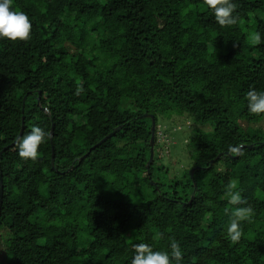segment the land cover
<instances>
[{
    "label": "trees",
    "instance_id": "trees-1",
    "mask_svg": "<svg viewBox=\"0 0 264 264\" xmlns=\"http://www.w3.org/2000/svg\"><path fill=\"white\" fill-rule=\"evenodd\" d=\"M234 2L221 26L205 0H13L32 32L0 39V264H131L137 244L173 240L181 264H264V114L245 99L264 90V0ZM184 115L199 167L169 181L163 121ZM23 122L20 137L48 134L35 160L18 154ZM233 179L254 209L237 242Z\"/></svg>",
    "mask_w": 264,
    "mask_h": 264
},
{
    "label": "clouds",
    "instance_id": "clouds-1",
    "mask_svg": "<svg viewBox=\"0 0 264 264\" xmlns=\"http://www.w3.org/2000/svg\"><path fill=\"white\" fill-rule=\"evenodd\" d=\"M209 9L213 11L216 22L221 26L234 25L237 16L234 15L237 4L234 0H205ZM32 32V21L29 14L14 7L13 0H0V39L12 41H27ZM252 39L259 43L261 34L255 33ZM250 113L264 114V90L250 89L245 97ZM48 134L40 126H33L30 131L17 139L18 154L21 158L35 160L38 150L45 142ZM163 151V150H162ZM170 149L168 148V153ZM230 151H237L230 148ZM165 154V151H163ZM161 153V154H164ZM238 180H230L226 185L225 197L232 207L223 209L228 221L225 225L226 238L237 242L242 236V224L251 221L254 209L248 204L242 194ZM168 250H153L149 244L139 243L135 246V253L131 264H181L183 252L180 244L171 241Z\"/></svg>",
    "mask_w": 264,
    "mask_h": 264
},
{
    "label": "rangeland",
    "instance_id": "rangeland-1",
    "mask_svg": "<svg viewBox=\"0 0 264 264\" xmlns=\"http://www.w3.org/2000/svg\"><path fill=\"white\" fill-rule=\"evenodd\" d=\"M164 130L169 138V154H165V157L161 159L162 164L169 170L165 173L158 174L163 176L162 179L182 178L184 171H190L191 165L194 161L193 147L191 146V137L193 134L191 120L188 116L176 117L173 120H164ZM161 123V122H160ZM264 125V120L262 121ZM168 144V141H166ZM167 153V152H166ZM201 153V151H199ZM157 163V162H156ZM4 251L0 248V260H3Z\"/></svg>",
    "mask_w": 264,
    "mask_h": 264
},
{
    "label": "water",
    "instance_id": "water-1",
    "mask_svg": "<svg viewBox=\"0 0 264 264\" xmlns=\"http://www.w3.org/2000/svg\"><path fill=\"white\" fill-rule=\"evenodd\" d=\"M40 95V94H39ZM45 109V108H44ZM143 116H150L151 118H152V126H151V139H150V145H151V148H150V158H149V160H148V162H147V169H148V173H151V171H150V166H151V164H152V162H153V159H154V154H155V130H156V120H155V117H154V115L153 114H148V113H146V114H144ZM120 127L121 126H119V127H117L114 131H112L111 133H109L108 135H106L103 139H101L96 145H94L93 146V148H95L97 145H99V144H101L102 142H104L105 140H107L108 138H110V137H112L115 133H116V131L117 130H119L120 129ZM23 130H24V122H23V124H22V128H21V131H20V134H19V137H20V135L22 134V132H23ZM52 134H53V129H52ZM238 153H239V151L237 152V154L236 155H234L235 157H237L238 156ZM87 154L88 153H86V154H84L81 158H84V157H86L87 156ZM224 155V153L223 152H221V153H219L214 159H212L211 160V163H213L214 161H215V159L217 160V159H219L220 157H222ZM229 155H231V154H229ZM54 160H55V153L53 152V154H52V163L54 164ZM199 166H196V167H193V168H191L190 169V175H191V177L193 178V176H194V172H195V170L198 168ZM0 182H1V189H0V203H2V195H3V185H2V178H1V180H0ZM151 182L153 183V184H156V182L154 181V180H151ZM194 185H195V189H194V191H193V193H192V195H191V198H190V200L188 201V202H191L193 199H194V197H195V190H196V182H194ZM1 210V209H0Z\"/></svg>",
    "mask_w": 264,
    "mask_h": 264
}]
</instances>
